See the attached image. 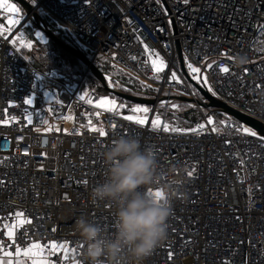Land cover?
<instances>
[{
    "label": "built area",
    "instance_id": "obj_1",
    "mask_svg": "<svg viewBox=\"0 0 264 264\" xmlns=\"http://www.w3.org/2000/svg\"><path fill=\"white\" fill-rule=\"evenodd\" d=\"M29 2L94 58H109L158 86L154 108L164 107L163 123L174 94L196 95L180 66L182 51L207 76L215 97L264 124V0ZM25 17L26 25L31 18ZM10 20L16 17L0 13V120L9 121L0 124V233L7 232L5 225L14 226V236L0 234V244L14 260H19L17 246L23 250L36 242L45 246L50 264H80L83 244L75 221L81 215L114 231L111 204L94 201L91 189L104 178L103 147L115 136L132 135L157 157L159 184L152 189L171 185L176 193L168 239L145 264H264V141L243 133L244 125L234 118L221 124L210 111L212 125L204 120L191 127L204 124L203 130L166 133L151 129L154 112L141 126L117 110H101L92 91L59 81L54 71L35 69L19 51ZM153 47L164 50L163 61L172 59L161 72L151 71L152 61L160 60L152 56ZM240 55L248 62L238 65ZM172 72L179 82L171 79ZM47 91L55 93L50 104ZM28 98L31 105L24 104ZM89 124L103 127L107 137L90 131ZM16 211L31 224L9 215ZM50 241L66 243V253L53 254Z\"/></svg>",
    "mask_w": 264,
    "mask_h": 264
},
{
    "label": "clouds",
    "instance_id": "obj_2",
    "mask_svg": "<svg viewBox=\"0 0 264 264\" xmlns=\"http://www.w3.org/2000/svg\"><path fill=\"white\" fill-rule=\"evenodd\" d=\"M238 65L247 57L236 58ZM105 173L91 189L96 202H108L114 209V231L109 233L85 215L75 221L83 249L80 264H145L168 239L175 189L164 185V199L156 200L147 189L159 184L158 162L150 148L132 135H118L99 153Z\"/></svg>",
    "mask_w": 264,
    "mask_h": 264
},
{
    "label": "trees",
    "instance_id": "obj_3",
    "mask_svg": "<svg viewBox=\"0 0 264 264\" xmlns=\"http://www.w3.org/2000/svg\"><path fill=\"white\" fill-rule=\"evenodd\" d=\"M29 1V0H28ZM25 13V12H24ZM39 15L43 18L45 24L47 27L61 40L66 42L67 44L79 49L82 51L86 57L90 60H93L94 64L107 76H111L110 80H113L115 83H112L116 85L119 89L122 91L131 94L133 96H138L142 98H152L156 94V90L150 86H147L143 84L140 80L136 79L134 76H132L129 72H127L124 69H121L114 65L111 60L106 59L103 56H97L94 59V54L91 50L85 49L81 47L78 43H76L75 39L72 37V35L68 32L67 29L62 27L58 22L51 19L45 12L42 10H38ZM32 24L35 23L33 21H30ZM32 25L30 23L25 26V30L27 31V35L32 37L33 40L38 41L36 36L33 34L34 29L31 28ZM24 30V31H25ZM20 51V50H19ZM23 56L29 61V63L36 67L40 72H43L47 68V62L54 59L53 61L57 64V69L60 70L61 74L58 76V80L63 83H74L79 82L82 75L87 72L88 76L87 79H85L82 83L83 88H87L88 90L94 91L99 95L109 94L106 92L102 86V84L88 71L87 67L79 61L77 58L72 56L69 52L62 49L58 44L53 42L52 40H49L47 43H39L38 47L36 48V56L31 59L27 56L25 51L21 49L20 51ZM56 60V61H55ZM123 75L125 78L120 77V75ZM92 79L93 81L89 82V79ZM106 95V96H107ZM119 100V99H118ZM186 104L187 103H181ZM131 105V104H130ZM205 110V109H201ZM124 111V110H123ZM207 111V114L209 113V110ZM122 112V111H121ZM199 112V110H198ZM194 109L187 110L186 112L181 114H178V119L173 120L174 123H177L178 125H194L199 122V116L198 113ZM218 119L221 121H229L234 120L232 117L225 115L223 113H219L217 111H213ZM194 117V118H193ZM184 119L185 121L181 120Z\"/></svg>",
    "mask_w": 264,
    "mask_h": 264
},
{
    "label": "snow or ice",
    "instance_id": "obj_4",
    "mask_svg": "<svg viewBox=\"0 0 264 264\" xmlns=\"http://www.w3.org/2000/svg\"><path fill=\"white\" fill-rule=\"evenodd\" d=\"M185 2H187V0H185ZM0 8H6V10L9 13H18L19 9L17 8V6L15 4H9L7 2V0H0ZM10 24H15V23H19L18 20H10L9 21ZM10 30V29H9ZM37 36H40L39 33L36 34ZM29 47L31 46L30 44L28 45ZM145 50H148V46L145 45ZM159 54H157L158 56ZM165 67L164 61L163 59H160L159 62H157V60H153L152 61V69L155 72H161L163 71ZM209 68L212 67L211 64L208 65ZM187 68L189 69L190 73L192 74V78L194 80H197L199 83H202L204 86L207 87L209 92H212L213 95H215V92H213L211 86L208 84V78L207 76H204L201 74V69L199 67H194L191 63L187 64ZM222 72L227 73L229 71L228 68L226 67H221L220 69ZM171 79L175 80L177 82H179L178 78H177V74L176 72H172L171 73ZM33 103L32 98H28L24 100V104L26 105H31ZM91 103V101H90ZM97 108H104L107 109L108 111H113L115 110L117 107H123V105H116L114 100H109L108 98H101L99 100V102L95 105ZM173 108L177 107V105H172ZM131 111L133 113L135 112H139L142 111L143 113H145L144 117H137L135 115H127L124 117V119L126 121H130V122H134L137 125H146L148 123V117H147V113L150 111L147 107H141V106H136L134 108L131 109ZM13 120L15 119L14 117L12 118ZM29 123H31V118L27 117ZM9 123L8 120H0V124H4L7 125ZM213 119L211 116H209L207 118V124L208 125H212ZM221 124H224V121L220 122ZM151 126L153 130H157L159 128H162V130L166 133L171 132V133H196L198 131H201L205 128L204 124H198L195 128H180V127H172L170 126L168 123H163L159 117L157 116L156 119H153L151 121ZM113 127H115L113 125ZM89 130L94 132V133H98V135L100 137H107L108 133L105 131V129L103 127H94L91 124H89L88 126ZM242 132L251 136V137H257L258 139L264 141V135H259L257 131H255L254 129L250 128V127H242ZM48 131H51V126L49 127ZM67 131V130H65ZM212 132H216L217 129L215 127H213L211 129ZM79 134V133H77ZM195 172V168H193L192 170L188 171V176H193ZM85 183H87V181H85ZM148 193L150 196H152L153 198H155L156 200H162L164 199V193L161 189H155L153 190L152 188L147 189ZM250 191V190H249ZM9 215H15V217H17L19 219V223L21 225L27 223V224H31V220L25 218V214L23 211H16L14 214L10 213ZM5 227L8 229L6 233H0V234H6L8 236L9 239H12L14 236V231H13V227H9L7 225H5ZM56 229H53V231H55ZM50 248H51V252L54 254L55 252H57L58 250H62L66 253L67 251V244H57L55 241H50L49 242ZM45 246H42L40 243H32L29 247L24 248L23 250L17 246L15 248V257H20L21 254L23 253L24 256L30 258L32 260V264H50V262L46 259L43 258V250H44ZM0 252H2V255H0V264H21V262L19 260H14L13 259V252L12 251H5L3 249V245L0 244ZM173 256V253L170 251L168 253V258L171 260Z\"/></svg>",
    "mask_w": 264,
    "mask_h": 264
},
{
    "label": "water",
    "instance_id": "obj_5",
    "mask_svg": "<svg viewBox=\"0 0 264 264\" xmlns=\"http://www.w3.org/2000/svg\"><path fill=\"white\" fill-rule=\"evenodd\" d=\"M12 1L18 4L20 8H22V10L25 12L28 18L30 16L31 20H33L34 23L36 24V27L38 28V32H41L46 38L45 42L52 40L53 42L58 44L62 49L66 50L72 56H74L79 61H81L87 67L88 71L102 84L105 90L129 102L140 103L142 105H147V106L154 105L155 100L144 99L141 97L137 98L127 93L117 91L114 88L110 87L107 76L94 64L93 60L88 59L82 51L67 44L66 42L61 40L58 36H56L47 27L43 18L36 11V8H34L33 5L28 0H12ZM179 55H180L181 64L185 71L184 59H183L182 53L180 52ZM187 78L192 83V85L200 92V94L205 99V101L200 102L198 99H193V98L191 99L181 98L182 100L187 101L189 103H196L203 108H215L219 112L234 118L235 120L240 122L245 127H250L254 129L255 131H257L258 136L264 135V124L263 123H261L260 121L240 111H237L231 108L230 106H228L227 104L219 100L217 97L212 95L206 87L201 86L200 84L195 82L193 79H191L189 75H187Z\"/></svg>",
    "mask_w": 264,
    "mask_h": 264
},
{
    "label": "rangeland",
    "instance_id": "obj_6",
    "mask_svg": "<svg viewBox=\"0 0 264 264\" xmlns=\"http://www.w3.org/2000/svg\"><path fill=\"white\" fill-rule=\"evenodd\" d=\"M7 2L9 3V4H15L16 6H17V8L19 9V12L18 13H9L7 10H6V8H0V13L1 14H5V15H10L11 17H16V20H18L19 21V23H15V24H11V28L13 29V30H17V32L18 33H15V37H16V39L20 42V48H19V50L21 51V49L23 50V51H25V53L27 54V56L29 57V59H31L32 58V56L33 57H35L36 56V48L38 47V45H39V43H47V42H45L46 41V39L44 38V36L43 35H41L40 34V36H37L36 34L37 33H40V32H38V28L36 27V24H35V26H34V24H32L31 22H27L26 23V25L25 24H23V20L26 18L25 17V13H24V11L22 10V8H20V6L18 5V4H16L15 2H13L12 0H7ZM31 21H33V20H31ZM34 22V21H33ZM30 23V25H32V29H34V31H33V34L36 36V38H37V40L38 41H35V40H33L32 39V37H30V36H28L27 35V31L25 30V26H27L28 24ZM25 30V31H24ZM77 43V42H76ZM31 45L30 47L28 46V45ZM106 58V57H105ZM95 59V58H94ZM106 59H109V58H106ZM54 59H52V60H50L49 62H47V68L45 69V70H43V72L42 73H46V72H51V71H54L56 74H57V76H59L60 74H61V72H60V68L59 69H57V66H58V64H57V62L55 63L54 61H53ZM110 60V59H109ZM56 61V60H55ZM185 64H186V67H187V64H188V62H187V60H185ZM36 68V67H35ZM187 72H188V74L191 76L192 74L190 73V71H189V69L187 68ZM87 76H88V73L87 72H85L83 75H82V77H81V79L79 80V82H74L75 84H78V83H80V82H82L83 83V81L85 80V79H87ZM107 76V75H106ZM205 76V75H204ZM111 77V76H110ZM120 77H122V78H125L122 74L120 75ZM135 77V76H134ZM107 78H108V76H107ZM136 79H139L138 77H135ZM109 79V78H108ZM112 79V78H111ZM110 80V79H109ZM92 82L93 80L90 78L89 79V82ZM113 83H115L113 80H111ZM110 81V82H111ZM195 82H198L197 80H194ZM199 83V82H198ZM199 84H202V83H199ZM208 84H209V82H208ZM114 85V84H113ZM117 85V84H116ZM203 85V84H202ZM210 85V84H209ZM115 86V85H114ZM211 86V85H210ZM206 87V86H205ZM207 88V87H206ZM212 88V87H211ZM84 89H86V90H88L87 88H84ZM105 90V89H104ZM212 90H213V88H212ZM90 91H92V90H90ZM106 92H108L107 90H105ZM92 92H94V91H92ZM213 92H214V90H213ZM96 93V92H95ZM109 94L107 95V94H104V95H102V98H108L109 100H114L115 101V103H116V105H123V107H117L116 108V110H117V112L118 113H121V111L122 112H125V111H123V110H126L127 112H131V115H135V116H137V117H144L145 116V113H143L142 111H140V112H138V113H133L132 111H131V109L132 108H134V107H136V105H133V104H131L130 105V103L129 102H127V101H124V100H121V99H119L118 100V98H116L114 95H112V94H110V92H108ZM211 94H212V92H210ZM44 95H45V99H46V102L48 103V104H50V102L52 101V100H54L55 99V93H53V92H45L44 93ZM107 95V96H106ZM213 95V94H212ZM214 96H216V93H215V95ZM98 103V102H97ZM175 105H177V107H175V108H169L168 109V112H167V114H165V115H167L168 116V120H169V124L171 125V126H177V127H182V128H191V127H193V126H195L196 124H194V125H188V124H185V125H178L177 123H174V121L173 120H177L178 119V114H181V112L183 111V113L184 112H186L187 110H190V109H194V110H196L197 112H198V110H199V112L197 113V115L199 116V122L198 123H200V122H203L204 120H207V118L209 117V116H212V114H210V113H208L207 114V111H205V110H207V109H205V110H201L202 108H197V107H195L194 105H191V104H188V105H186V104H179V103H175ZM138 106V105H137ZM144 107H147V106H144ZM150 111L147 113V117H148V120H149V117H150V114H152V112L154 111V110H156V113L158 114V116H162L163 114H164V112H165V109H164V107L163 106H159V107H157V108H154V105L153 106H151V107H147ZM99 109H101V110H106V111H108L107 109H104V108H99ZM194 118V117H193ZM154 119H156V118H154ZM173 119V120H172ZM181 120H183V121H185L184 119H181ZM245 127V126H244Z\"/></svg>",
    "mask_w": 264,
    "mask_h": 264
},
{
    "label": "bare ground",
    "instance_id": "obj_7",
    "mask_svg": "<svg viewBox=\"0 0 264 264\" xmlns=\"http://www.w3.org/2000/svg\"><path fill=\"white\" fill-rule=\"evenodd\" d=\"M166 12H167V16L169 17V20H168V23H171L172 22V19H171V15H170V12H169V10L168 9H166ZM39 34H41V35H43L41 32L39 33ZM44 36V35H43ZM45 38V37H44ZM46 39V38H45ZM135 43V45H137V44H139L140 42H134ZM182 53V51H179V53ZM151 54H152V56L155 58V59H160V58H165V54H164V50L162 49V48H159V47H156V48H154L153 47V49L151 50ZM157 54H159L158 56H157ZM182 56H183V53H182ZM183 59H184V68H185V71H184V69H183V66H182V64H181V60H180V55H179V61H180V66H181V69H182V72L184 73V75H185V77H186V79L188 80V78H187V75H189L188 74V72H187V67H186V64H185V57L183 56ZM170 63H172V59H167V60H165L164 61V64L165 65H167V64H170ZM118 67V66H117ZM119 68H121V67H119ZM121 69H124V70H126L125 68H121ZM127 71V70H126ZM151 71L153 72V73H155V71H153V69L151 68ZM128 72V71H127ZM164 73V72H163ZM131 74V73H130ZM132 76H134L133 74H131ZM136 75V74H135ZM137 76V75H136ZM190 76V75H189ZM139 77V76H138ZM165 77H168V76H165ZM164 76H163V79H166ZM108 78L109 79H111L109 76H108ZM139 78H141V77H139ZM108 79V81H109V85H110V87H112V88H114L115 90H117V91H121V92H124V91H122L121 89H119L116 85L114 86L113 85V83L112 82H110L111 80H109ZM138 80H140V79H138ZM143 84H145V85H147V86H150V87H152V88H154L155 90H156V94H155V96L154 97H152V98H144V99H152V100H155V103H156V96H157V93H158V90H159V87L158 86H156V85H154V84H152V83H149V81L151 82V80L148 78V77H144V78H141V80H140ZM189 81V80H188ZM189 83H190V88L196 93V95L195 96H186V95H184V94H179V93H176V94H174V100L170 103V105H169V108H173L172 107V105H174L175 103H179V104H181V103H187V104H191V105H194L195 107H197V108H202V109H207V110H209L210 112H212L213 114H215L213 111H217V112H219L218 110H216L215 108H203V107H201V106H199L198 104H196V103H189V102H187V101H184V100H182L181 98H188V99H191V98H193V99H198L200 102H203V101H205V99L202 97V95L200 94V92L192 85V83L189 81ZM198 83V82H197ZM78 84H80V86L81 87H83L82 86V82H80V83H78ZM160 84V81L159 82H157V85H159ZM199 84V83H198ZM162 85V84H161ZM201 86H204V85H202V84H200ZM124 93H126V92H124ZM93 94H96L98 97H99V100L102 98V95H99V94H97V93H94L93 92ZM110 94H112V93H110ZM128 94V93H127ZM112 95H114V94H112ZM129 95H131V94H129ZM116 98H118V99H121V100H124V99H122V98H119L118 96H116V95H114ZM131 96H133V95H131ZM134 97H137V98H139L138 96H134ZM142 98V97H141ZM124 101H127V100H124ZM160 101L161 102H163V99H160ZM99 102V101H98ZM127 102H129V101H127ZM130 104H133V105H138V106H141V107H144V106H147V105H142V104H140V103H134V102H129ZM155 103H154V105H155ZM153 106V105H152ZM147 107H151V106H147ZM168 108V109H169ZM116 110V109H115ZM125 112H121V113H124L126 116L127 115H131V112H127L126 110H124ZM140 112V111H139ZM154 112V113H153ZM152 113L154 114L153 115V119L154 118H157V116H158V114L156 113V111H153ZM135 113H138V112H135ZM220 113V112H219ZM150 117H151V114H150ZM150 117H149V119H150ZM159 117V119L162 121V119H163V115L162 116H158ZM167 122L169 123V120H168V116H167ZM136 125V124H135ZM145 127H147V126H145ZM151 128V127H150ZM152 129V128H151ZM127 131H133V128H129ZM88 187H90V185H88ZM79 199V201L81 202V203H83L84 202V198H78ZM114 209H113V207H111L110 209H109V211H113ZM21 258H24V255H23V253L21 254V256H20ZM43 258H46L48 261H49V259L47 258V257H45V256H43ZM20 261V260H19ZM27 264H32L31 263V261H27ZM72 264V263H71ZM76 264V263H75Z\"/></svg>",
    "mask_w": 264,
    "mask_h": 264
},
{
    "label": "crops",
    "instance_id": "obj_8",
    "mask_svg": "<svg viewBox=\"0 0 264 264\" xmlns=\"http://www.w3.org/2000/svg\"><path fill=\"white\" fill-rule=\"evenodd\" d=\"M19 260H20L21 264H27L28 260L31 261V263H32V260L26 256H24V258L19 257ZM72 264H75V263H72Z\"/></svg>",
    "mask_w": 264,
    "mask_h": 264
}]
</instances>
